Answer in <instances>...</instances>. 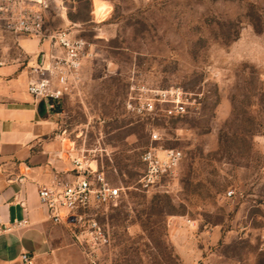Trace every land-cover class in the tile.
<instances>
[{"label": "rangeland", "instance_id": "374dc122", "mask_svg": "<svg viewBox=\"0 0 264 264\" xmlns=\"http://www.w3.org/2000/svg\"><path fill=\"white\" fill-rule=\"evenodd\" d=\"M71 9L95 57L63 98L59 129L124 191L101 218L110 240L93 256L68 228L54 232L58 264H264V0H78ZM137 84L180 86L193 110L137 118L126 107ZM152 144L182 158L144 188L141 154Z\"/></svg>", "mask_w": 264, "mask_h": 264}, {"label": "built area", "instance_id": "2783aa9c", "mask_svg": "<svg viewBox=\"0 0 264 264\" xmlns=\"http://www.w3.org/2000/svg\"><path fill=\"white\" fill-rule=\"evenodd\" d=\"M64 2L61 0L62 6ZM51 3L52 0H0V65L6 62L2 57L6 33L37 39L40 61L31 67L27 89L37 103L45 101L47 113L58 116L63 98L78 88L84 65L93 60L95 50L85 37L74 31L47 24ZM192 104L191 93L180 86L148 88L137 84L130 87L126 107L135 117L148 120L153 116L182 117L193 110ZM61 133L66 134L65 130ZM68 140L74 153L65 152L64 156L72 168L55 171L50 182L39 188L38 196L49 219L67 226L75 242L90 257L109 243V233L101 218L119 206L124 187L109 179L96 157ZM151 140L157 142L160 137L152 132ZM181 158L178 149H162L153 144L147 147L141 154L143 170L139 184L150 188L161 178L174 175ZM232 195L233 191L228 192L229 197ZM27 225V220L17 222V226ZM21 260L23 264H32L27 253L21 255ZM91 261L96 264L95 260Z\"/></svg>", "mask_w": 264, "mask_h": 264}, {"label": "crops", "instance_id": "0c3cea01", "mask_svg": "<svg viewBox=\"0 0 264 264\" xmlns=\"http://www.w3.org/2000/svg\"><path fill=\"white\" fill-rule=\"evenodd\" d=\"M77 1L65 0L62 6L61 0H52L47 24L80 35L83 22L71 9ZM102 3L95 4L97 16ZM93 7L94 3L91 10ZM3 44L6 62L0 65V264H23V253L29 255L32 264H58L53 254V234L62 226L68 227L49 219L38 190L50 182L55 171L72 168L64 153L73 154L74 150L69 149L67 136L59 129L58 116L47 112L40 115L39 103L27 89L31 67L40 61L38 40L6 33ZM21 220H27L28 225L17 226Z\"/></svg>", "mask_w": 264, "mask_h": 264}, {"label": "water", "instance_id": "95a60500", "mask_svg": "<svg viewBox=\"0 0 264 264\" xmlns=\"http://www.w3.org/2000/svg\"><path fill=\"white\" fill-rule=\"evenodd\" d=\"M39 108H40V115H45L46 114V103L44 100L39 103Z\"/></svg>", "mask_w": 264, "mask_h": 264}, {"label": "bare ground", "instance_id": "6f19581e", "mask_svg": "<svg viewBox=\"0 0 264 264\" xmlns=\"http://www.w3.org/2000/svg\"><path fill=\"white\" fill-rule=\"evenodd\" d=\"M105 9V3H102L101 6H99V13H102V10Z\"/></svg>", "mask_w": 264, "mask_h": 264}, {"label": "trees", "instance_id": "16d2710c", "mask_svg": "<svg viewBox=\"0 0 264 264\" xmlns=\"http://www.w3.org/2000/svg\"><path fill=\"white\" fill-rule=\"evenodd\" d=\"M61 110V109H60Z\"/></svg>", "mask_w": 264, "mask_h": 264}]
</instances>
